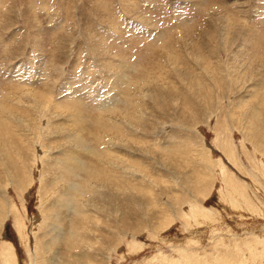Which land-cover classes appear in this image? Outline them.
<instances>
[{
  "label": "rangeland",
  "instance_id": "374dc122",
  "mask_svg": "<svg viewBox=\"0 0 264 264\" xmlns=\"http://www.w3.org/2000/svg\"><path fill=\"white\" fill-rule=\"evenodd\" d=\"M0 264H264V0H0Z\"/></svg>",
  "mask_w": 264,
  "mask_h": 264
},
{
  "label": "bare ground",
  "instance_id": "6f19581e",
  "mask_svg": "<svg viewBox=\"0 0 264 264\" xmlns=\"http://www.w3.org/2000/svg\"><path fill=\"white\" fill-rule=\"evenodd\" d=\"M64 192H66V191H64ZM45 245H46V244H44L43 246L45 247ZM89 258H90V257H89Z\"/></svg>",
  "mask_w": 264,
  "mask_h": 264
}]
</instances>
